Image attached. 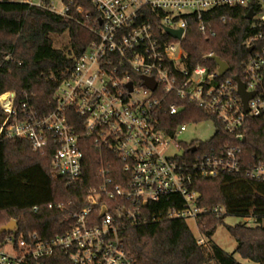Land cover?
I'll use <instances>...</instances> for the list:
<instances>
[{
    "label": "built area",
    "instance_id": "2783aa9c",
    "mask_svg": "<svg viewBox=\"0 0 264 264\" xmlns=\"http://www.w3.org/2000/svg\"><path fill=\"white\" fill-rule=\"evenodd\" d=\"M4 1L74 20L94 40L62 73L48 113H39L27 94L0 95V138L25 140L34 152L50 147L56 178L72 187L88 177L89 184L80 204L68 200L48 206L65 213L62 234L44 239L36 231L17 234V227L5 232L0 264H64V258L71 264H138L119 232L163 219H191L197 226L207 211L198 206L196 179L242 173L264 181V162L244 168L240 145L197 152L200 143L217 134L214 121L176 124L171 119L193 104L238 143L245 140L249 119L264 120V0H87L99 14L89 22L85 19L92 13L73 1L0 0ZM220 8L242 9L245 16L253 13L240 75L227 77V63L228 71L219 74L212 53L193 68L185 61L181 42L190 20L200 21L201 35L213 37L215 32L202 18ZM221 21L231 19L222 16ZM166 29L182 34L175 39ZM234 78L251 95L246 109ZM145 79L153 80L154 89L144 85ZM204 123L214 129L206 141L177 142L187 126ZM88 143L102 153L95 174L87 169ZM213 213L224 215L225 209ZM252 220L244 218V223ZM200 235L197 244L202 248L206 239Z\"/></svg>",
    "mask_w": 264,
    "mask_h": 264
},
{
    "label": "trees",
    "instance_id": "16d2710c",
    "mask_svg": "<svg viewBox=\"0 0 264 264\" xmlns=\"http://www.w3.org/2000/svg\"><path fill=\"white\" fill-rule=\"evenodd\" d=\"M70 1L92 13L90 19H85L86 22L98 19L99 14L89 1L66 0L67 3ZM222 16L231 21L223 23ZM78 18L81 19V15ZM202 19L215 35L204 37L198 32L200 21L195 18L190 20L181 42L188 66L193 68L201 63L204 55L212 53L229 65L227 77L240 75V63L248 55L243 43L250 33L245 10L220 8L213 16L206 15ZM65 33L69 39L67 46L55 48L51 36ZM93 40L91 32L74 20L42 9L0 2V95L14 91L16 97L21 98L27 94L39 113H48L62 73L71 68L74 59ZM3 119L0 109V124ZM171 119L176 124L206 121L217 124V134L200 143L197 152L216 146L240 145L244 168L257 160L264 162V120L249 119L244 131L245 140L238 143L223 131L213 116L193 104H188L180 116ZM194 145L195 142L191 146ZM183 147L187 153L189 148ZM101 154L88 143L85 159L87 169L94 174L97 158ZM51 155L50 147L34 152L25 140L0 138V228L15 221L17 234L36 231L44 239L64 232L65 213L48 206L68 200L80 204L89 185L88 177L82 185L67 186L63 179L53 175ZM194 188L200 193L198 206L207 211L197 220L199 233L211 241L226 218L250 217L254 221L253 226L237 223L227 226V231L236 242L235 254L253 264H264V181L250 179L242 173L222 174L217 178H198ZM168 206L166 203L165 207ZM34 207L38 208L36 212ZM220 207L225 209V214H214L213 210ZM5 235L0 234V239ZM119 238L138 264H208L210 260L184 220L163 219L125 226L119 232ZM209 247L211 259L218 264H240L233 254L226 253L213 242ZM64 262L71 264L65 258Z\"/></svg>",
    "mask_w": 264,
    "mask_h": 264
},
{
    "label": "rangeland",
    "instance_id": "374dc122",
    "mask_svg": "<svg viewBox=\"0 0 264 264\" xmlns=\"http://www.w3.org/2000/svg\"><path fill=\"white\" fill-rule=\"evenodd\" d=\"M54 47L57 49H63L68 44V35L65 33L61 36H51ZM214 132V129L209 123L204 124H198V125H190L187 126L186 132L183 133L180 137H178L177 142H182L183 144H189L192 141H206L208 138L212 136ZM244 219L242 218H234V217H228L224 220V225H221L217 228L214 236L211 238V241L207 240L206 238V246L202 247L204 252L208 254L210 257V260L208 264H218L214 259L212 258V252L210 250V243L213 242L215 245H217L219 248H221L223 251H225L228 254H233L234 259L239 262L240 264H253L249 260L242 259L238 254L234 253V250L236 248V242L234 239L230 236L229 232L227 231V226H234L237 223H244ZM247 225L253 226L254 221L246 222ZM187 225L193 234V236L198 239L202 238L200 235L195 221L191 220L187 222Z\"/></svg>",
    "mask_w": 264,
    "mask_h": 264
},
{
    "label": "water",
    "instance_id": "95a60500",
    "mask_svg": "<svg viewBox=\"0 0 264 264\" xmlns=\"http://www.w3.org/2000/svg\"><path fill=\"white\" fill-rule=\"evenodd\" d=\"M253 17V13L252 11H249L246 16H245V19L246 20H251ZM166 32L167 34H169L172 38H175V39H179L181 34H182V31L179 30V31H172L170 29H166ZM251 51V48L248 49V52ZM213 60L216 62V64L218 65L219 69H218V72L219 74L221 75H224L227 71H228V65L221 61L220 59H218L217 57H214ZM235 81L237 82L238 86H239V93L241 95V98H242V101H243V104H244V107L246 109V102L247 100L249 99V97H251V95H247L245 92H244V88L242 86V84L240 83V80L238 78H234ZM144 85L150 87L151 89H154L155 87V83L153 82L152 79H145L144 80ZM191 152H194L195 151V148H191L190 149ZM16 227V223L15 221H10L7 225L3 226L0 228V234L2 233H5V232H10L12 231L14 228Z\"/></svg>",
    "mask_w": 264,
    "mask_h": 264
}]
</instances>
